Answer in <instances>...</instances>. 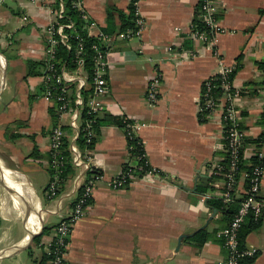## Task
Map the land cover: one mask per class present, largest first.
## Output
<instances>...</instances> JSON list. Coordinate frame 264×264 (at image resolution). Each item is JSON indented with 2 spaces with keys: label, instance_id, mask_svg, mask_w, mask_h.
Wrapping results in <instances>:
<instances>
[{
  "label": "crops",
  "instance_id": "crops-1",
  "mask_svg": "<svg viewBox=\"0 0 264 264\" xmlns=\"http://www.w3.org/2000/svg\"><path fill=\"white\" fill-rule=\"evenodd\" d=\"M133 2L82 0L93 23L89 36L115 38L106 44L110 92L103 100L109 109L96 120L91 155L103 180L73 230L66 264H222L227 252L218 234L228 223L204 195L214 191L208 173L222 161L224 126L221 109L200 120L202 91L210 78L235 71L243 128L250 138L262 134L264 0H221V31L211 45L191 36L200 0H138L145 30L140 38H119L118 12L128 15ZM55 22L54 12L39 2L0 0V264H47V243L75 198L81 169L71 164L60 195L47 196L50 134L68 123L43 96L44 31ZM29 61L44 64L42 75H28ZM156 70L162 81L151 106L147 86ZM106 115L140 124L136 136L155 174L137 175L124 189L109 186L134 162L125 129L105 122ZM65 131L68 144L76 142L74 132ZM199 231L208 235L205 242L193 239ZM245 244L256 252L253 264H264V217Z\"/></svg>",
  "mask_w": 264,
  "mask_h": 264
},
{
  "label": "built area",
  "instance_id": "built-area-1",
  "mask_svg": "<svg viewBox=\"0 0 264 264\" xmlns=\"http://www.w3.org/2000/svg\"><path fill=\"white\" fill-rule=\"evenodd\" d=\"M39 2L52 10L56 15V22L44 31L46 45V60L43 77L44 98L54 106L58 120H68L67 125L59 123L50 134L51 179L47 187L49 200L56 199L66 182V173L72 165L81 169L76 182L75 198L68 215L55 228L52 239L47 243V264H66L70 238L76 224L83 219L94 198L97 184L103 180V175L92 164V151L96 140L95 125L98 116L106 112L104 98L110 92L108 73L110 63L106 48L107 43L115 36L99 32L93 36L99 44L93 45L95 52L93 72L91 77L85 70L83 38L76 31L74 23H61L65 15L64 0H30ZM221 0H200L198 4V18L204 25L199 30L192 25L191 36L204 45H211L215 36L221 31L218 24L219 6ZM73 6L82 14V19L89 22L88 29L93 23L82 8V0H73ZM27 21V18H23ZM145 30V22L135 6V25L133 28L118 34L121 39L140 38ZM69 31V32H68ZM77 40V46L72 45V37ZM67 51H74L76 59L74 67L66 66L59 58V47ZM232 70H225L206 81L204 95L205 110L209 111L207 118L218 109L222 111L224 126V153L222 161L214 165L208 173L209 186L213 192L206 193L204 200H219L224 208L239 202V207L232 220L218 234L223 239V247L227 252L226 260L222 264H243L244 260L255 257V250L242 248L239 234L251 218L255 224H260L264 217V197L261 195L264 179V137L250 138L243 128L242 117L236 106L239 92L233 89L230 74ZM219 77L218 84L215 83ZM162 75L158 70L147 86V102L154 106L159 99ZM222 91L220 96L214 97L211 92L217 88ZM224 103L223 105H221ZM201 106V110H202ZM127 140L136 136L140 124L124 119ZM144 126V125H143ZM65 127L70 128L76 142L68 144V133ZM78 140L82 141L79 145ZM256 140V142L254 141ZM129 152L131 148H128ZM130 156L134 164H128L112 180L109 186L120 190L130 185L137 175H153L156 171L150 167L148 160L145 165H139V157ZM147 159V158H146ZM71 164V165H70ZM70 165V166H69Z\"/></svg>",
  "mask_w": 264,
  "mask_h": 264
},
{
  "label": "trees",
  "instance_id": "trees-1",
  "mask_svg": "<svg viewBox=\"0 0 264 264\" xmlns=\"http://www.w3.org/2000/svg\"><path fill=\"white\" fill-rule=\"evenodd\" d=\"M72 1L73 0H64L66 11H65V15H64L63 19H61L60 22L63 24L73 22L76 31L83 38V40H84L83 41V45H84V55L83 56H84V60H85V62H84L85 63V70L88 72L89 76L91 77V74L93 72V67H94L93 58L95 55V52L92 49V47L95 44H99V41L95 37L89 36L88 28H87L89 25V22L87 23L85 20L82 19L81 12L73 6ZM137 1L138 0H134L132 6L129 9L128 15L121 12V11L118 12L120 20L122 22L120 33H123L125 31H127L128 29L134 27V25H135V4ZM111 16H112V12L110 11V12H108V23H109L110 28L112 26L111 25ZM192 25L197 27V29H199V30H204V25L201 23V21L198 18V8H197V12H196V17H195ZM71 41H72L73 46H77L78 42L74 36L72 37ZM103 47L106 48V46H103ZM58 50H59V54H58L59 60L62 63L66 64V66H69L71 68L74 67L73 63L76 59L75 52L74 51H71V52L67 51L63 46L59 47ZM43 65L44 64L42 62H32V61L27 62L28 75L29 76L42 75V70L40 71L38 68L41 67V69H42ZM259 66L261 69L264 70V63H260ZM235 74H236L235 71H233L230 74L231 81H233ZM218 81H219V77L217 78L215 83L218 84ZM205 92H206V86L204 84L203 91H202V99H201V106L203 109L200 112V120L202 122L206 121L207 116L209 115V111L205 110V106H204ZM211 94L214 95V97L220 96L222 94V91L219 88V86H217V88L214 89L211 92ZM105 117H107V119L104 120L105 122H109V123L118 125L119 127L125 129L123 119H114V118H111L107 115ZM258 125L263 129V132L259 137H264V112L258 121ZM127 141H128V148H131L130 152H131L132 157L136 158V157H139L141 155H146V152L144 149V144L138 136H133V138L131 140H127ZM254 141L256 142V140H254ZM67 146H68V140H66V147ZM146 162H147L146 158L141 159L139 161V165H145ZM73 171L74 170L72 169V166H70L67 173H66V178L68 177V175H71L73 173ZM208 204L210 205V207L221 211L223 213L224 219H225V221H227V223H229L232 220L233 216L235 215V213L237 212L238 207H239V202H235V203L229 205L227 208H224L223 204L221 202H218L217 200L209 201ZM260 224H255L251 218H249L246 221V223L242 227L240 234H239L240 245L242 248H247L246 244H245L246 238L248 237V235L252 231L257 229ZM39 238L40 237H38V239ZM194 238L202 240L203 242H205L208 239V235L203 231H199L193 237V239ZM38 239H36V240H38ZM255 258L256 257H254L252 259H246V260H244L243 264H253L255 262Z\"/></svg>",
  "mask_w": 264,
  "mask_h": 264
},
{
  "label": "rangeland",
  "instance_id": "rangeland-1",
  "mask_svg": "<svg viewBox=\"0 0 264 264\" xmlns=\"http://www.w3.org/2000/svg\"><path fill=\"white\" fill-rule=\"evenodd\" d=\"M2 57V56H1ZM2 59H3V57H2ZM8 69V68H7ZM3 72H4V69H1L0 68V79H1V77H2V75H3ZM53 220H55V218L54 217H50V218H48V221L49 222H51V221H53Z\"/></svg>",
  "mask_w": 264,
  "mask_h": 264
},
{
  "label": "water",
  "instance_id": "water-1",
  "mask_svg": "<svg viewBox=\"0 0 264 264\" xmlns=\"http://www.w3.org/2000/svg\"><path fill=\"white\" fill-rule=\"evenodd\" d=\"M34 235H35V234H34ZM34 237H35V236H32V238H34ZM32 238H31V239H32ZM180 244H181V243H180Z\"/></svg>",
  "mask_w": 264,
  "mask_h": 264
},
{
  "label": "bare ground",
  "instance_id": "bare-ground-1",
  "mask_svg": "<svg viewBox=\"0 0 264 264\" xmlns=\"http://www.w3.org/2000/svg\"><path fill=\"white\" fill-rule=\"evenodd\" d=\"M37 230V229H36Z\"/></svg>",
  "mask_w": 264,
  "mask_h": 264
}]
</instances>
